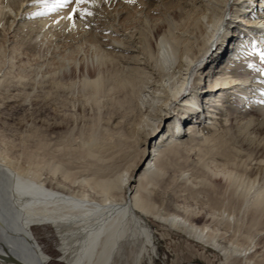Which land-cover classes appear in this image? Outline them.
<instances>
[{
  "label": "bare ground",
  "instance_id": "obj_1",
  "mask_svg": "<svg viewBox=\"0 0 264 264\" xmlns=\"http://www.w3.org/2000/svg\"><path fill=\"white\" fill-rule=\"evenodd\" d=\"M176 1L177 18L153 24L148 33L140 25L156 0L110 1L118 24L99 29L97 42H88L96 63L82 65V93L96 109L85 141H52L37 127L24 139L32 148L23 144L20 155L0 147V264H47L49 255L32 232L43 224L58 229L67 264H113L125 241L141 243L139 259L147 248L154 251L141 215L212 246L230 264H264V72L257 67L264 0ZM38 8L33 0H0V37L16 33L11 26L24 9ZM70 11L64 6L31 15L22 31L53 24ZM64 46L53 62L76 61V47ZM8 78L0 74V100L9 90L15 93L4 99L18 95ZM201 81L207 87L198 90ZM59 88L53 81V99ZM234 98L243 103L241 118L229 113ZM78 108L84 115L83 103ZM101 121L108 136L101 147L139 148L121 175L109 168L110 153L93 146ZM175 195L192 204L170 212L177 209Z\"/></svg>",
  "mask_w": 264,
  "mask_h": 264
},
{
  "label": "rangeland",
  "instance_id": "obj_2",
  "mask_svg": "<svg viewBox=\"0 0 264 264\" xmlns=\"http://www.w3.org/2000/svg\"><path fill=\"white\" fill-rule=\"evenodd\" d=\"M110 1L91 0L88 4L81 5L85 10V14L74 13L76 15L71 21L67 20L66 16L60 15L59 19L53 21V24H47L44 27L31 24L32 28L22 31V23L31 20L33 12H45L44 5L39 3L37 10L24 9L23 13L21 12V19L13 22L11 27L14 29L13 31L16 30V33L11 30L4 31L0 37V74L2 72L6 73L10 83L17 84L18 95H14L11 99H4L3 96L15 93L9 90L1 96L0 101L3 100V102L0 105V147L20 155L23 152V144L28 145L29 149L32 148V143L24 139L26 135L31 133V130L37 127L52 141L62 138L72 141H78L81 138V141L86 140L88 130L86 125H88L87 122L89 123V116L92 115L93 111L95 113L96 109L94 107L92 109L89 102L84 99L86 89L83 88V82H81L83 79L82 65L96 63L93 50L88 46V42H91V40L97 42L99 29L111 28L113 25L118 24V14L115 12L113 4L109 5ZM136 1L134 0L132 3L134 4ZM176 2V0H156L153 10H149L150 12L148 11L145 20L141 22V29L148 33L153 24L157 22L164 23L170 17L176 19ZM254 2L257 3V0ZM103 3H105V6H103ZM73 5L75 6L73 3L70 6L74 7ZM228 8L229 12H232L236 7L230 5ZM130 9L129 16L132 17L133 21L136 8L130 6ZM135 16L140 17L137 13ZM66 43L76 47L77 54L73 53L76 54V61L69 63L65 60L62 61V58H57L60 63L59 61L57 63L53 62L56 60L54 57L58 53L59 56L61 55ZM68 51L70 50L67 48L65 53H68ZM258 61V69L264 72V61L261 58ZM217 62L218 60L214 61L212 66H215ZM237 66L240 67L241 63ZM53 81L60 83L58 97L55 99L50 94V86ZM195 87L198 90L206 88L207 82L201 81ZM231 102L234 105L229 109V113L237 112V118L243 117L244 114L239 112L242 110L243 103L238 101L237 98H234ZM80 103H83L84 115L80 113L78 108ZM251 105L249 104L247 107L253 108ZM203 108L204 112L202 111V114L205 113V99L203 100ZM176 117L181 120L179 114ZM55 123H58V125L53 126ZM103 126V121L97 125L95 124L94 129L98 144L95 142L93 146L102 155L110 153L109 155L113 158L106 159L109 161V163L107 162L109 168L115 176L121 175L136 162L139 156V148L117 143L111 144L112 146L109 145L107 149L101 147V142L108 139L107 128L104 126L103 129ZM182 129V132H184L185 128ZM144 165L145 161L142 159L140 167ZM172 197L176 205L175 208L182 207L185 203L192 204L190 199H183L178 195ZM170 209V212H181L178 208L170 207ZM141 217L153 234L154 251L147 248V252L137 259L141 243L136 242L133 244L132 241H125L115 255L113 264H230L218 250L188 237L181 230L167 222L144 215H141ZM203 222L204 220H200L196 224L201 225ZM32 232L44 251L49 255L47 264H67V258L60 249L61 234L53 224L32 226ZM231 240H228V243ZM234 241L236 240L234 239ZM237 241H239V238Z\"/></svg>",
  "mask_w": 264,
  "mask_h": 264
},
{
  "label": "snow or ice",
  "instance_id": "obj_3",
  "mask_svg": "<svg viewBox=\"0 0 264 264\" xmlns=\"http://www.w3.org/2000/svg\"><path fill=\"white\" fill-rule=\"evenodd\" d=\"M34 3H40L44 5L46 11H53L57 7L70 6L72 3L75 7H71V12L68 14L67 19L71 21L73 19V13L79 12L81 15L85 14V10L81 5H86L90 0H33ZM129 3L134 2V0H128ZM44 12H33L32 15H43ZM90 14V13H88ZM261 59L264 60V52H261ZM251 67V65H249Z\"/></svg>",
  "mask_w": 264,
  "mask_h": 264
},
{
  "label": "water",
  "instance_id": "obj_4",
  "mask_svg": "<svg viewBox=\"0 0 264 264\" xmlns=\"http://www.w3.org/2000/svg\"><path fill=\"white\" fill-rule=\"evenodd\" d=\"M3 259L5 261H7V262L17 263V261L14 258H12V257H6V256H4ZM17 264H19V263H17Z\"/></svg>",
  "mask_w": 264,
  "mask_h": 264
}]
</instances>
